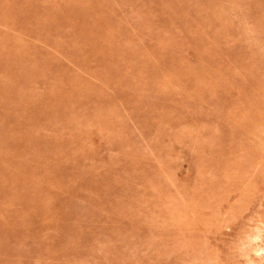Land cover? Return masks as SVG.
<instances>
[{"label":"rangeland","instance_id":"374dc122","mask_svg":"<svg viewBox=\"0 0 264 264\" xmlns=\"http://www.w3.org/2000/svg\"><path fill=\"white\" fill-rule=\"evenodd\" d=\"M0 264H264V0H0Z\"/></svg>","mask_w":264,"mask_h":264}]
</instances>
